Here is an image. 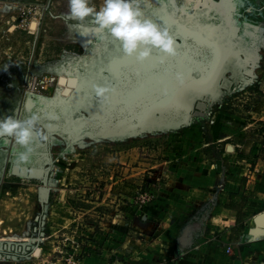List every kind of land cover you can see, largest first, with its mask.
I'll list each match as a JSON object with an SVG mask.
<instances>
[{
	"label": "rangeland",
	"instance_id": "1",
	"mask_svg": "<svg viewBox=\"0 0 264 264\" xmlns=\"http://www.w3.org/2000/svg\"><path fill=\"white\" fill-rule=\"evenodd\" d=\"M102 2L91 0L97 8ZM150 2L145 13L154 22L163 26L161 10L176 21L168 28L181 56H168L163 64L156 63L164 55L158 49L143 64L128 57L129 64L119 68L117 97L102 105L92 85L116 83L109 66L124 56L119 41H99L90 19L84 21L88 34L81 36L77 21L66 15L67 0H0V117L14 111L18 119L31 111L59 117L51 129L41 122L49 138L36 140L28 162L46 168L42 179L13 174V142L0 140L1 233L26 241L37 235L32 225L45 232L42 216L49 214L51 226L64 228H49L46 253L59 258V250H72L81 264L108 253H124L111 264H174L179 255L167 250L176 222L182 248L202 236L210 244L214 206L186 192L193 177H206L204 162L208 166L224 148L216 140V122L245 125V142L251 143L241 142L238 150L263 148L264 0ZM226 2L233 4L231 11ZM25 6L36 12L23 22L17 11ZM70 76L79 84L65 97L59 80ZM34 77L54 80L55 86L31 92ZM222 111L237 117L217 116ZM151 189L154 201L140 206L135 197ZM160 210H178L179 218L152 225L149 217ZM257 231L256 226L250 233ZM17 263L23 264H8Z\"/></svg>",
	"mask_w": 264,
	"mask_h": 264
},
{
	"label": "crops",
	"instance_id": "2",
	"mask_svg": "<svg viewBox=\"0 0 264 264\" xmlns=\"http://www.w3.org/2000/svg\"><path fill=\"white\" fill-rule=\"evenodd\" d=\"M217 116L233 120L232 118H235L236 115L222 111ZM261 119L264 120V115ZM214 128H217L216 140L223 142L224 148L218 156H214L212 163L210 162L208 166L204 162V167L207 168L205 169L206 177L203 179L193 177L189 181L186 193L188 198H192L194 201L199 200L200 204L207 203L209 206L212 205L211 207L214 206L209 214L212 224L208 226L215 229V235H210V244H204L203 240L206 238L202 236L195 244L182 248L180 246L182 235H179L181 226L176 222L169 232V235L175 240L170 249L168 248L167 254L178 253L179 258L174 264H264V229L258 233H250L251 228L257 226L256 217L264 213V148L258 144L252 151L250 147L248 150L237 149L241 142L248 145L251 143V141L245 142L247 129L243 123L234 124L232 121L222 122L220 120V122H216ZM215 142L214 140L205 143V145L210 146ZM177 213L178 210L170 213L171 215L162 210L155 211L154 217H149L154 222L148 223L154 225L157 222H162L164 225L168 217L172 216L173 220L179 218L176 216ZM35 218L37 221L38 216ZM51 221V215L48 214L44 232L47 237L40 251L41 259L57 258L52 256V252L46 253L49 249L47 241L53 234L50 233L49 228L59 231L64 227L51 226ZM132 223L133 225L139 224L136 219ZM32 227L35 229V226L32 225ZM33 238L32 234V237L26 241H20L21 238L18 236L5 235L0 232L1 244L28 242ZM228 247L231 248L229 252L227 251ZM7 253L5 251V254ZM108 254L110 257L97 256V259H93L92 255V259L85 260L84 264H111L112 258L122 256L124 253ZM16 261L23 262V264H37L38 262L27 258ZM8 263L9 260L0 261V264ZM114 264L122 263L118 260Z\"/></svg>",
	"mask_w": 264,
	"mask_h": 264
},
{
	"label": "clouds",
	"instance_id": "3",
	"mask_svg": "<svg viewBox=\"0 0 264 264\" xmlns=\"http://www.w3.org/2000/svg\"><path fill=\"white\" fill-rule=\"evenodd\" d=\"M150 0H103L99 8L91 4V0H67V16L77 21V29L81 36L88 34L84 21L90 19L93 25L92 33L104 42L108 37L119 41L124 56L134 57L136 62L143 64L151 57L154 49L164 55L159 63L166 62V57L176 54V41L168 27L154 22L145 13V7ZM176 79L182 83L181 73H176ZM78 86L73 79L71 83L62 85L61 94L70 97ZM97 101L109 104L114 91L110 84H93ZM59 117L54 113L31 111L26 118L18 119L14 114L0 117V140L8 138L13 142L11 153L17 167L30 162L35 151V142H45L48 134L42 121H48L47 128L54 125L52 121ZM19 146V147H16Z\"/></svg>",
	"mask_w": 264,
	"mask_h": 264
},
{
	"label": "built area",
	"instance_id": "4",
	"mask_svg": "<svg viewBox=\"0 0 264 264\" xmlns=\"http://www.w3.org/2000/svg\"><path fill=\"white\" fill-rule=\"evenodd\" d=\"M35 10L36 7L25 6L19 8L17 12L20 17H23V22H25L28 20L29 16L32 17L35 14ZM47 85L55 86V81L48 79L41 80L38 77H34L30 83V91L36 92L39 88ZM262 139L264 140V132ZM135 199L140 206H146L154 201L155 195L153 190L151 189L149 191L139 192ZM35 231L37 232V235L28 242L10 243L7 244V248L2 247L0 250V261L5 262L11 259L22 260L23 258H27L36 260V262L38 261L37 264H81V258L72 250L66 252L65 254L62 250H59L58 253L61 254V256L56 259H41L40 254L36 255V249L40 248L41 251L42 245L45 242V233L43 231H39L37 226L35 227ZM230 249L231 248L228 247L227 251L229 252ZM5 251H7L8 253L5 254Z\"/></svg>",
	"mask_w": 264,
	"mask_h": 264
},
{
	"label": "snow or ice",
	"instance_id": "5",
	"mask_svg": "<svg viewBox=\"0 0 264 264\" xmlns=\"http://www.w3.org/2000/svg\"><path fill=\"white\" fill-rule=\"evenodd\" d=\"M147 6H151V5H147ZM199 6V5H197ZM224 7L226 9H228L229 11L232 10V8L234 7L233 4L231 2H226V4L224 5ZM162 11V15L160 16V19L163 21V26L165 27H172L174 24H176V21L170 17L166 12ZM181 12H185V9H180ZM227 19H230V16L227 17ZM178 30H182V26L179 27ZM181 56V52H180V46L179 44L176 45V54L169 56L168 59H178ZM157 64H161L159 63V60L156 62ZM129 64V59L126 56H121L117 59H115L112 64L109 66V70L112 72V78L114 81H116V83H109L110 85L113 86V93H112V98L111 101L109 103V105H111L113 103V101L115 100V98L118 95V82H119V78H120V72H119V68L123 67V66H127ZM146 65V64H145ZM144 65H141V69H143ZM140 73L137 72V75H139ZM63 83V81H61ZM183 84V82H182ZM163 97L165 98V100L163 102H168L169 99V93L168 90L165 89L162 92Z\"/></svg>",
	"mask_w": 264,
	"mask_h": 264
},
{
	"label": "water",
	"instance_id": "6",
	"mask_svg": "<svg viewBox=\"0 0 264 264\" xmlns=\"http://www.w3.org/2000/svg\"><path fill=\"white\" fill-rule=\"evenodd\" d=\"M32 26H35V23L32 24ZM75 79L78 82V78L74 77V76H70L68 78L66 77H60L59 82L61 83V85H66L68 83H71V81ZM63 81V83L61 82ZM12 173L13 174H18V175H22V176H28V177H32V178H38V179H42L45 177L47 171L46 168L42 167V166H36V165H30L28 163L24 164L21 167H17L15 164L12 166ZM43 196H46V193H43ZM48 208H45V211H47ZM44 211V212H45ZM46 213H44V215L42 216V223L43 225H45L46 223ZM256 224H257V232H260L262 229H264V213L258 215L255 219ZM7 244H1L0 243V250L2 247L7 248ZM40 254V248L36 249V255Z\"/></svg>",
	"mask_w": 264,
	"mask_h": 264
},
{
	"label": "bare ground",
	"instance_id": "7",
	"mask_svg": "<svg viewBox=\"0 0 264 264\" xmlns=\"http://www.w3.org/2000/svg\"><path fill=\"white\" fill-rule=\"evenodd\" d=\"M79 84V83H78ZM146 92V91H145ZM137 97H138V95H137ZM135 116V115H134ZM113 127V126H112ZM41 258V257H40Z\"/></svg>",
	"mask_w": 264,
	"mask_h": 264
}]
</instances>
